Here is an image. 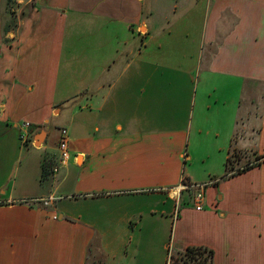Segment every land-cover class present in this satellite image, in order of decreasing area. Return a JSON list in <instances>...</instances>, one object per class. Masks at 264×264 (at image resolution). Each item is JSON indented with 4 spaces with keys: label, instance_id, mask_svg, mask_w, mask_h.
<instances>
[{
    "label": "crops",
    "instance_id": "0c3cea01",
    "mask_svg": "<svg viewBox=\"0 0 264 264\" xmlns=\"http://www.w3.org/2000/svg\"><path fill=\"white\" fill-rule=\"evenodd\" d=\"M9 1L0 264H184L190 247L264 264V0H170L161 28L160 0ZM60 116L64 164L38 130ZM231 151L251 166L227 172ZM187 159L221 169L199 178ZM182 182L203 185V209Z\"/></svg>",
    "mask_w": 264,
    "mask_h": 264
},
{
    "label": "rangeland",
    "instance_id": "374dc122",
    "mask_svg": "<svg viewBox=\"0 0 264 264\" xmlns=\"http://www.w3.org/2000/svg\"><path fill=\"white\" fill-rule=\"evenodd\" d=\"M148 3H149V1L147 0L146 6H145V11L149 10ZM168 3L169 4L171 3L170 0H167L165 3H164V0H160V3H158V7H157L158 13L153 15L154 18L152 21L155 24V26L157 25L156 26L157 28H161L164 25L163 20H162L163 19L162 16L164 14H166V12H168ZM14 7H15L14 2H12L10 0L8 3V7H7L8 11L10 13L15 12ZM180 13H181V9H179V11H178V14H180ZM173 17L172 18L170 17V18L172 20H174ZM15 20H16V18L13 17L10 22H12V24L14 25ZM151 20H152V18H151ZM197 75L198 74L195 73L194 76L197 77ZM207 100H208L210 108H208V106H207V108L205 106H203V108H201V116H203V117L209 116L211 113V110L214 108L211 99L209 98ZM196 110L197 109L195 107V115H196ZM61 112H64V111H61ZM199 117H200V115H199ZM65 124L67 125V123L64 122V117L60 116L58 118H49L47 120V122L41 126V128H39V129L37 128L40 131L46 132V138L43 142V146L49 147L50 150L46 149L47 153L49 152L53 155L56 153L55 150L57 149V146H58L59 132H60L61 128H65V127H63V125L65 126ZM26 135H27V138L25 139V142H27L28 140L31 141L30 140L31 139L30 131H27ZM190 138H191V144H193L194 139H195V135L192 133L190 135ZM205 138L209 139V136L208 137L202 136V139H205ZM20 140H22V134L20 135ZM237 156H238V154L236 152L231 151L230 156L228 157V160L224 165L225 167H226V164L228 166L227 172L237 171V169H240L242 166L245 165L244 163L241 164L238 162H234L235 159L237 158ZM250 159L252 161V158H250ZM220 167H221V165H219L217 163H210L209 161L208 162H201L199 160L190 162L188 159L184 162V166H183L184 170H186L188 172H193L194 175L196 174V176L199 178H203L205 176H206V178H208V176L206 175L207 173H211V174L216 173V172L220 171V169H221ZM222 168H223V165H222ZM194 192H195L194 189H190L189 191H186L185 193H183V195L187 196V199L192 200ZM194 257H193L194 263H193V258H192V260L190 258L189 261H188V259L185 258L186 262L184 264H211V262H207V259H209L210 256L206 257V259H203L202 257L198 256V254H196V256H194ZM210 259H211V257H210Z\"/></svg>",
    "mask_w": 264,
    "mask_h": 264
},
{
    "label": "built area",
    "instance_id": "2783aa9c",
    "mask_svg": "<svg viewBox=\"0 0 264 264\" xmlns=\"http://www.w3.org/2000/svg\"><path fill=\"white\" fill-rule=\"evenodd\" d=\"M28 122H24L23 126H28ZM27 138L26 133L22 134V141ZM68 142H69V134L66 128H61L59 132V141H58V151H59V162L60 164H64L66 161L70 158V152L68 148ZM56 170V167L54 168V171ZM191 188H195V192L192 197V203L196 210L203 209V200H204V193L202 191L203 185H192L188 184L186 182H182L180 185H178L177 189L178 192H181L182 190H188ZM201 189V190H200ZM196 256V255H195Z\"/></svg>",
    "mask_w": 264,
    "mask_h": 264
},
{
    "label": "trees",
    "instance_id": "16d2710c",
    "mask_svg": "<svg viewBox=\"0 0 264 264\" xmlns=\"http://www.w3.org/2000/svg\"><path fill=\"white\" fill-rule=\"evenodd\" d=\"M264 158V155L261 156ZM261 157H256V160L260 159ZM251 165H248L242 169H237L236 173H240L242 172L243 170H246L247 168H249ZM48 171L46 170V168L44 167V171H43V174H46ZM202 253H203V249L201 248H194V247H190V248H187L186 251H185V255H186V258L188 259V261L192 260V258L198 254V256L202 257L203 259H206V257L209 255L210 257H212V251L211 250H208L207 252V256L203 257L202 256ZM195 258V257H194ZM194 258H193V263H194Z\"/></svg>",
    "mask_w": 264,
    "mask_h": 264
},
{
    "label": "water",
    "instance_id": "95a60500",
    "mask_svg": "<svg viewBox=\"0 0 264 264\" xmlns=\"http://www.w3.org/2000/svg\"><path fill=\"white\" fill-rule=\"evenodd\" d=\"M40 144L39 141H35V145L38 146Z\"/></svg>",
    "mask_w": 264,
    "mask_h": 264
},
{
    "label": "bare ground",
    "instance_id": "6f19581e",
    "mask_svg": "<svg viewBox=\"0 0 264 264\" xmlns=\"http://www.w3.org/2000/svg\"><path fill=\"white\" fill-rule=\"evenodd\" d=\"M177 191V190H176Z\"/></svg>",
    "mask_w": 264,
    "mask_h": 264
}]
</instances>
